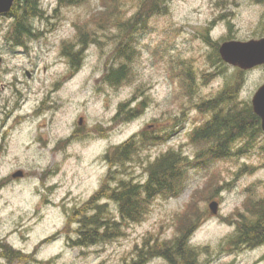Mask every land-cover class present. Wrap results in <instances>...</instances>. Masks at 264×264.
Here are the masks:
<instances>
[{"label":"rangeland","instance_id":"obj_1","mask_svg":"<svg viewBox=\"0 0 264 264\" xmlns=\"http://www.w3.org/2000/svg\"><path fill=\"white\" fill-rule=\"evenodd\" d=\"M140 6L141 0H87L71 7L39 0L44 18L32 19L37 37L27 47L12 43L14 19L0 15V255L10 248L22 260L0 257V264H130L144 239L172 240L188 216L199 218L189 239L198 264H264V244L222 245L246 201L264 198V136L248 149L244 139L236 140L228 158L209 159L205 151L212 144L191 141L213 116L197 107L227 83H238L239 103H251L264 84V66L240 71L217 62L214 50L226 41L264 38V0H165V11L147 13L145 25L131 31L112 26L113 20L96 24L108 17L133 23ZM120 42L133 50L130 73L110 87L103 76L120 63ZM69 48L80 51L76 72L63 55ZM122 104L137 110L129 122L114 121ZM145 135L154 141L142 145L124 178L145 181L147 166L175 151L189 163L182 193L156 198L145 219L123 228L116 240L72 247L76 227L66 225L67 216L99 189L108 173L103 156ZM237 148L243 152L237 155ZM16 172L23 177L13 179ZM211 201L218 202L214 216Z\"/></svg>","mask_w":264,"mask_h":264},{"label":"trees","instance_id":"obj_2","mask_svg":"<svg viewBox=\"0 0 264 264\" xmlns=\"http://www.w3.org/2000/svg\"><path fill=\"white\" fill-rule=\"evenodd\" d=\"M86 1L57 0V4L62 7H71L79 6ZM164 5L165 0H141V10L139 9L134 15L133 23H119L120 21L117 22L114 17H108L104 21L100 18L96 24L100 27L104 23L108 25L113 20L112 26L127 28L131 31L137 26H144L149 14L165 11L161 8ZM107 9H114V5L108 6ZM9 14L14 19L13 32L9 35L12 43L17 47H27L26 41L37 37L32 19L44 18L43 10L39 7V0H14ZM83 33L85 32L81 29L78 30L80 37ZM217 46L218 44L214 46L215 56L217 62H221L217 54ZM131 51L133 50L122 42L117 45L115 54L120 63L118 62L116 66L110 65L103 76L108 86L118 87L128 79ZM63 55L70 60V68L73 72L80 69V51L73 53L69 48L63 51ZM188 88L190 85L187 86ZM126 107L127 104L119 106L114 121L129 122L137 116V110H126ZM197 109L200 113L213 112L211 119L191 136L193 143L212 144V147L205 151L209 159L228 158L233 153L231 145L236 140L244 139L246 141L244 149H248L256 138L264 136L260 128V120L254 114L250 103H239L237 82L227 83L214 99L204 102ZM149 141L154 139L147 138L146 135L145 137L132 136L124 143L112 147L103 156V162L108 165V173L103 178L99 189L79 207L72 209L67 216L66 225L76 227L75 238L68 240L72 247L84 248L116 240L124 235L123 228L141 223L145 219L151 203L156 198L170 199L182 193L189 163L175 151L166 152L149 164L145 169L147 175L145 181L134 182L124 178L127 175L125 170L127 166L134 161L142 145ZM234 152L238 155L243 150L237 148ZM201 155V158L205 156ZM195 161L198 162L197 159ZM111 204L114 205L113 209ZM244 210L242 213L235 214V229L231 237L223 240V246L233 245L240 246L242 249H254L264 244V198L246 201ZM185 218L186 224L177 229L172 240L148 242V239H144L141 245L135 247V257L130 264H147L156 258L164 260L165 264H198L196 260L198 250L190 246L189 239L199 224V218L191 216ZM0 257L6 259L8 263L22 261L20 253L10 248L3 250Z\"/></svg>","mask_w":264,"mask_h":264},{"label":"water","instance_id":"obj_3","mask_svg":"<svg viewBox=\"0 0 264 264\" xmlns=\"http://www.w3.org/2000/svg\"><path fill=\"white\" fill-rule=\"evenodd\" d=\"M14 0H0V14H8L12 8ZM218 54L222 62L237 68L241 71H249L259 66H264V38L250 40L247 42L227 41L218 48ZM251 108L254 114L260 119V127L264 133V84L259 86L251 99ZM82 120H79V125ZM147 129H152L151 126ZM22 172H16L11 177L21 178ZM210 215L217 213L218 202L211 201L208 205Z\"/></svg>","mask_w":264,"mask_h":264},{"label":"flooded vegetation","instance_id":"obj_4","mask_svg":"<svg viewBox=\"0 0 264 264\" xmlns=\"http://www.w3.org/2000/svg\"><path fill=\"white\" fill-rule=\"evenodd\" d=\"M2 249V248H1ZM1 252H2V250H1Z\"/></svg>","mask_w":264,"mask_h":264}]
</instances>
